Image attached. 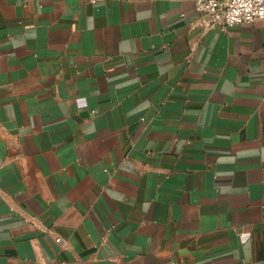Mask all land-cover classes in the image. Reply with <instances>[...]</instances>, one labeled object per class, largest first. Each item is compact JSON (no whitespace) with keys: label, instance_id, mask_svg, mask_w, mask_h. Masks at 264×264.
Listing matches in <instances>:
<instances>
[{"label":"crops","instance_id":"0c3cea01","mask_svg":"<svg viewBox=\"0 0 264 264\" xmlns=\"http://www.w3.org/2000/svg\"><path fill=\"white\" fill-rule=\"evenodd\" d=\"M209 24L0 0V264H264V20Z\"/></svg>","mask_w":264,"mask_h":264},{"label":"built area","instance_id":"2783aa9c","mask_svg":"<svg viewBox=\"0 0 264 264\" xmlns=\"http://www.w3.org/2000/svg\"><path fill=\"white\" fill-rule=\"evenodd\" d=\"M196 10L210 18L209 28L226 29L264 20V0H196Z\"/></svg>","mask_w":264,"mask_h":264}]
</instances>
